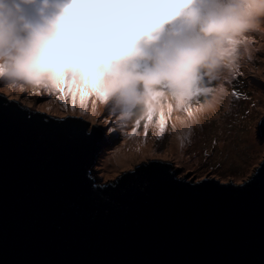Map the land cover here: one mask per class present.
<instances>
[{
	"label": "water",
	"instance_id": "water-1",
	"mask_svg": "<svg viewBox=\"0 0 264 264\" xmlns=\"http://www.w3.org/2000/svg\"><path fill=\"white\" fill-rule=\"evenodd\" d=\"M15 104L0 94V264H264L260 177L230 190L146 169L96 191L87 166L102 133L83 141L49 123L59 118L25 119ZM257 131L264 138V114Z\"/></svg>",
	"mask_w": 264,
	"mask_h": 264
},
{
	"label": "clouds",
	"instance_id": "clouds-1",
	"mask_svg": "<svg viewBox=\"0 0 264 264\" xmlns=\"http://www.w3.org/2000/svg\"><path fill=\"white\" fill-rule=\"evenodd\" d=\"M36 2L33 20L17 0H0V80L26 90L71 73L126 122L159 105L180 112L194 91L227 79L240 42L264 29V0H20ZM204 97L199 121L229 100Z\"/></svg>",
	"mask_w": 264,
	"mask_h": 264
},
{
	"label": "rangeland",
	"instance_id": "rangeland-1",
	"mask_svg": "<svg viewBox=\"0 0 264 264\" xmlns=\"http://www.w3.org/2000/svg\"><path fill=\"white\" fill-rule=\"evenodd\" d=\"M19 7H25L26 17L28 19H37V13L39 11V3L24 4L20 3V0H17ZM247 42L249 43V48H253L254 52L252 55H247L245 53V48L241 44L240 49L242 55L238 61V71L235 75L229 77L228 80L223 81L224 87L227 89L228 93H232L233 89L239 92L241 95L239 97L233 96L231 98L230 112L225 114V108L223 105L219 108L220 117L214 121V116L205 115L202 116L200 125H193V136L191 144L185 148L186 152L188 148V153L190 156L197 154L199 160L196 163L188 164L182 158L179 160L176 158V155L167 153L165 151L166 146L169 142L171 124L168 121L165 134L162 138H155L153 145L155 150L150 154L136 155L131 158L127 164L120 171V175L127 171L135 169V167H140L142 164L148 161H161L167 162L172 165L174 170L178 171V177L181 178V172L187 170L186 175L188 177H193V180H201V177L212 176L214 179H217L221 182H229L232 180L244 181L247 180L255 168L262 161L264 155H254L259 152L255 150L250 152L249 146L250 142L248 140V134L251 131L255 140L257 139L260 142L261 150H264V138L260 136L257 131V125L260 119L264 114V30H256L247 34ZM164 37H162L163 41ZM262 72V73H261ZM227 83L225 84V82ZM220 85L219 82H213L209 86L217 88ZM40 94H31L32 89H26L24 91H19V89L11 88L5 81L0 80V94L4 96L7 100L13 101L21 104L30 112H39L44 113L53 118H63V117H76L81 118L84 121L88 122L89 125L94 126L98 129H105L106 127L112 126L113 122L116 120V117L111 115L108 106L102 104L99 108L97 106V113L92 114V105L91 102H88L87 111L84 115L80 112L79 104H77L75 113H73L71 103L68 102V108L65 110L63 105L60 103L58 96L55 93H47L43 89L38 90ZM204 95L198 97L199 104L196 101H193V109L196 105L203 104ZM229 103V102H228ZM50 109V110H49ZM184 112H172L168 120L174 115H183ZM239 116V117H238ZM239 120L234 123V120ZM220 121H225L224 127L225 130L228 129V125H231L230 132L226 130L223 135H229V138H226L225 144L219 146L218 139L220 135L215 132V123ZM107 121V123H106ZM135 123V120L130 121L129 123L124 122L125 126L123 129L117 128L116 133L119 134V138L115 142H110L107 137L109 135H115L116 133L109 134L107 132H102L104 136V147H107L108 151L115 150L119 145L121 146L125 142L124 132L128 128H131ZM143 126V121H141L140 130ZM248 134H247V133ZM148 133L153 134V129L149 128ZM242 134V135H240ZM224 136V137H225ZM213 140L217 141L215 147H213ZM230 148L235 152V156L230 157ZM208 153V156H205V153ZM155 153V154H154ZM198 153H202L201 155ZM187 155V156H189ZM230 157L232 162L236 165L238 169L237 172H232L228 167L216 169V165L222 164L225 157ZM238 158V160L236 159ZM254 158L256 163H251V159ZM179 165V167L177 166ZM118 168H115V172ZM212 169H216L214 172ZM195 172V175L193 174ZM118 178L117 175H114L112 172H109L105 175L101 181V177L97 176L98 182H113ZM240 184V183H237Z\"/></svg>",
	"mask_w": 264,
	"mask_h": 264
},
{
	"label": "snow or ice",
	"instance_id": "snow-or-ice-1",
	"mask_svg": "<svg viewBox=\"0 0 264 264\" xmlns=\"http://www.w3.org/2000/svg\"><path fill=\"white\" fill-rule=\"evenodd\" d=\"M247 38H244L240 44H246ZM238 71V64L233 68L227 79H223L220 81V86L218 88L208 86L204 90L194 91L189 99L186 101H182L181 104L178 106L180 111L185 113V122L184 128L185 131L180 135V147L183 149L185 144H191L192 136H193V125H200V121L196 119L197 114L201 111L202 105L193 109V101L195 100L197 104H199L198 97L200 95H214L217 91H220L226 94L229 98V103L224 106L225 114L230 112L231 106V98L233 96L239 97L241 94L233 89L232 93H228L227 89L224 87L223 81L228 80L229 77L235 75ZM13 89H19V91H24L22 87L12 85L10 86ZM39 89H43L47 93H55L58 96L60 103L63 105L65 110L68 108V102L70 101L73 113H75V109L77 104H79L80 112L84 115L87 111L88 102L91 101L92 105V114L95 115L97 113V104H105L108 106V109L111 115L116 117V120L113 122L112 126L106 127L105 129H98L92 127L90 125L86 126L84 123L79 121L74 117L69 118H59L53 121H49V123L55 127L66 129L72 135L80 138L83 141H91L95 139L98 135L102 132H107L109 134L116 133L117 128L123 129L125 124L124 122L127 119L126 113L121 110L114 109L111 104L107 102L106 94L95 85L91 84L90 82L82 81L76 78L71 73H65L62 78L56 80L51 84H41L37 85L32 89L31 94H40ZM9 107L7 102L4 103V108ZM14 110L17 114L22 115L25 119H31L33 121L43 123L44 118L39 116L37 113L29 112L25 107L21 104L17 103L14 106ZM50 110V109H49ZM176 110L175 107L169 105L167 110L163 105H159L155 108H149V110L141 117L135 120V124L130 132H124L125 137H134L137 135V129L140 127L141 121H143V129L145 138L147 137V133L150 127L155 128L154 135L159 139L162 138L166 131V123L168 117L171 113ZM107 123V121H106ZM219 124L223 122L218 120ZM173 128H175V124H173ZM119 138V134L116 133L115 135H109L107 139L110 142H115L116 139ZM255 141V137H253ZM217 141L213 140V147H215ZM139 151V149H137ZM155 154V153H154ZM254 155H264V150H260L259 152L255 153ZM205 156H208V153H205ZM116 160L117 164L119 165V150H112L108 151L107 147L99 149L92 159L90 160L87 166V179L90 182L91 188L93 190H109L117 188L121 183L128 181L130 179L138 177L142 172L146 169H165L168 170V174L173 178L176 177L175 170L172 169V166L167 163L163 162H153L148 161L142 164L140 167H137L128 175H120V171H122L123 167L126 165H119L118 169L113 172L112 161ZM251 163H256L254 158L251 159ZM179 167V165H177ZM228 167L230 171L237 172L238 169L236 165L232 162L230 157H225L224 162L222 164L216 165V169ZM216 169H212L214 172ZM109 172H112L114 175H117L119 178L113 182H98L97 176L101 177V181L105 177V175ZM187 170L181 172L180 176L181 179H178V183H184L185 181L182 177L186 176ZM195 175V172L193 173ZM260 177L262 181H264V161H261L256 169V171L251 175L248 180L244 181H237L232 180L228 182V189H235V190H242L247 189L250 185L254 184L257 181V178ZM201 179L208 183L210 182L213 177L212 176H204ZM188 181L191 184H199V181L193 180V177H188ZM237 183L241 184L240 189H236Z\"/></svg>",
	"mask_w": 264,
	"mask_h": 264
},
{
	"label": "bare ground",
	"instance_id": "bare-ground-1",
	"mask_svg": "<svg viewBox=\"0 0 264 264\" xmlns=\"http://www.w3.org/2000/svg\"><path fill=\"white\" fill-rule=\"evenodd\" d=\"M23 9H25V7L21 6L20 7V15L22 17H24V18H28V17H26V11L23 10ZM262 30H264V29H262ZM243 47L245 48V53L247 55H249V57H250V55H252V53L254 52L253 48H251V47L249 48V43L248 42L246 44H243ZM226 83H227V81L225 82V84ZM228 102H229V100H228ZM200 105H202V104H200ZM97 106L100 108L102 106V104L98 103ZM198 106L199 105H196L195 108L198 107ZM164 108H165V111H166L167 110V106H165ZM195 108H194V110H195ZM173 112H176V110H174ZM183 116L185 117V113L183 114ZM213 116H214V121L213 122H215L220 117L219 109H218L217 113L213 114ZM201 120H202V117H201L200 121ZM168 121H170L172 130L170 132L169 142H168V144L166 146L165 151H167V153H171L173 155H176V158L179 159V160H182V158H183L186 161V163H188V164L196 163L199 160L197 154L190 156L189 153L191 151L188 153V150L190 148H188L187 152L185 150V148L188 147L190 144L186 143L185 146L183 147V149H181V147H180V139H179V137L185 131L184 126H181L179 123H177V116L176 115H174L172 118H170V120L167 119L166 127L168 125ZM238 121L235 119L234 123H236ZM129 122L130 121H128L127 123H129ZM224 123H226V122L224 121ZM224 123L219 124L218 121L215 123V132L218 133V135H220V138L218 139L219 146H223V143L225 144L226 138H229V135L225 136L223 134H224V132L226 133V130L228 131L227 133L230 132L231 125L229 124L228 125V129L225 130ZM173 124H175V128H173ZM133 126L131 128H128L126 131L130 132L132 130ZM150 128L153 129V134L150 135L149 133H147V137L146 138H145V135H144L143 126H142V128L140 130L137 129V135L136 136H134V137H125L124 136L125 137V142L121 146L119 145L118 147L115 148V150L116 149L119 150V165L127 164L130 161V159L135 157L136 155H144V154H147V153L150 154L152 151L155 150V147L153 145L154 139L156 138V136L154 135L155 128H154V126L150 127ZM240 135H242V134H240ZM247 136H248V140L250 142H252V143H250V146H249L250 152H254L255 150H258V151L261 150L260 142L257 139L255 141L253 140V135H252L251 131L249 132V134ZM137 149H139V151H137ZM236 151L237 150L233 151L230 148V157L234 158ZM198 154L201 155L202 153H198ZM187 155H189V156H187ZM236 159L238 160V158H236ZM119 165L117 164L116 160L112 161L113 170L115 168H118Z\"/></svg>",
	"mask_w": 264,
	"mask_h": 264
}]
</instances>
